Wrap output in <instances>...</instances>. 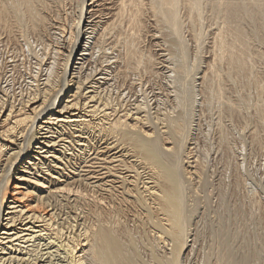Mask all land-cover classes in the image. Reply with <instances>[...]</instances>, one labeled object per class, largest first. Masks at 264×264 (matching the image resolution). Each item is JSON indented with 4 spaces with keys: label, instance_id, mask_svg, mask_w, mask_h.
Returning a JSON list of instances; mask_svg holds the SVG:
<instances>
[{
    "label": "bare ground",
    "instance_id": "1",
    "mask_svg": "<svg viewBox=\"0 0 264 264\" xmlns=\"http://www.w3.org/2000/svg\"><path fill=\"white\" fill-rule=\"evenodd\" d=\"M12 27L48 43L25 90L12 85L15 60L0 54V264H180L194 212L182 176L193 102L185 85L205 49L204 102L216 100L243 124L252 120L253 136L264 128V0H0V30ZM146 36L172 58L176 109L165 101L160 110L157 98L152 112L141 100H119L118 76L162 73L143 48ZM224 79L236 100L224 96ZM113 85L118 91L108 96ZM252 201L241 213L233 208L235 230L217 218L220 242L202 254L206 264L260 258L261 248L249 245L251 236L264 238L246 222L258 215Z\"/></svg>",
    "mask_w": 264,
    "mask_h": 264
},
{
    "label": "rangeland",
    "instance_id": "2",
    "mask_svg": "<svg viewBox=\"0 0 264 264\" xmlns=\"http://www.w3.org/2000/svg\"><path fill=\"white\" fill-rule=\"evenodd\" d=\"M13 28L14 27L10 28V30L12 29V31H9V29L8 30L7 29L6 30L5 29L0 30L1 31L0 32L1 33L0 41H2V38L5 40L4 42H0V54L2 51V54H1L2 57H1V55H0V57H1V59H4L5 61H7V60L14 61L15 60L14 63L16 66H14V67L12 66L11 69H13V70H11L10 72H12V76H11V79L13 80V81L11 80V82H13L12 85L14 86V88H16L15 90L18 91V90L23 89V88L26 89V87L29 84L27 81L30 82L32 77H34L35 74L38 72L37 70H39L38 68H40L38 65L41 64L40 62L42 60H44V58L42 57V40L45 41L43 43H46V42L48 43V41L44 40L43 38L41 40V35L40 36H37V35L34 36L35 34L33 35L32 32H30V36H29V32L23 28L20 29V28L16 27L17 30H16V28H14V30H13ZM23 30H25L24 31L25 34L22 32ZM21 33H23V34H21ZM26 33H27V35H26ZM19 34L21 36H19ZM22 36L25 37V41L23 38H21ZM35 37L37 40L35 39ZM148 38H149V36L142 38L143 48L146 47L145 50L150 49L148 52H150L153 55L154 60L160 62L159 64L156 65V67L158 68L157 69L158 72L159 73L162 72V73L157 74V77L153 76V79H152V77H149V76L146 77L145 75H147V74H143V73H141L142 74L140 76L141 78H139L138 77L139 75L137 76V74H133V75L130 74L126 79H124L123 76H118L119 78L118 77L115 78V81L119 82L121 84V86L123 84V86L121 88H119V91H118V90H116V89H118L117 86H114L115 85L114 84L112 86V88L109 89V91H107V95L110 96L113 92L115 93L116 91H118L119 93L118 92L117 93L119 94V96L123 95V96H121V99L119 98L121 103H123V101H122L123 99L126 101H127V99H129L130 101H127V103L135 105V104L141 103L140 102V100H141L142 102H145L147 107L151 104L150 105L151 106L150 112H152V110L156 109V107L153 108L154 107V104H152L153 100H154L153 98H157V101L156 100L155 101H156L158 107H160L159 109L162 110L161 108L164 107V105H162V104L165 101L167 102V103L165 102L166 105L170 104V107H171L172 103H173V105L175 106L174 103L178 102V99H177L175 94L179 95L178 92H180V91H179V87H176V84H179V83L177 81H176L177 83L172 82L173 77L171 74H173V73H171V72H172L173 68L170 69L172 66V63H171L172 58L170 57V55L166 51L164 52L163 50H159V47L157 46L158 44L155 43V41L157 42V40H152V39H150V38L148 39ZM22 49H24V50H22ZM152 51L155 52V54L152 53ZM204 51H205V49H203L201 51L202 53L200 54L199 58L197 57L198 59H197L196 64L194 66L195 69H193V73L191 72V74L193 75L192 78H194V79L193 80L191 79V81L189 83H187L188 85L187 84L185 85L187 90L191 89L190 91H192L191 93L189 91L188 94H190V96H192L193 102L191 103L192 108L190 105H189L190 107L188 108L190 110V114H191L190 115V118H191L190 124L191 125H190V129H189L188 141L186 143L187 145L184 149V153H182V160H183L182 161L183 162V169H182L183 175L182 176H183L184 182H187V184H189L188 186H187V184H185V186H186V188H185L186 193L185 194H186V196L187 195L190 196V197L187 196L186 200L188 201L187 203H189L191 208L194 209V212H192L193 214L191 215L189 224L187 226V229H188V231H187L188 249L182 255V257H181L182 261H180V264H204L206 262V258H205L206 252L207 251L208 252H214V246H216V245L218 246V243L220 242L219 241L220 237L216 236V232H217L216 227L219 226L218 222L221 221L220 220L222 218L221 216L223 215L225 217V219L227 221V225L230 226V227L227 226L229 229L232 228L231 230H235V228H237V227L239 228V226H241V222L238 220H236L237 222L233 221V216H232L233 214L232 213L234 212V209H236V207H237V210H238V208L241 209V207H242V209L246 208V204L248 206V200H249V203L253 202L252 201L253 197H254V201H256L255 203L257 205L256 207L254 206L255 207L254 211L255 212L257 211L256 214H258V215H255L254 214L255 212H253V209H252V212L255 215V218H254L253 214H252L253 216L249 215L250 217L247 218L246 222H248V220L250 219L249 224L251 222L250 226H252L253 230L257 231L256 232L257 236H258V233L260 231V233H259L260 235L263 233L260 237L261 238L264 237V225H262L264 223V220L262 221L263 223L260 221L262 218L264 219V128H262L263 126L260 127L261 130L257 128L258 133L253 136L251 129L253 130L255 128V125H254V122L252 120H248V122H244V124H243L242 120H240L236 116L234 117V114L229 115V113L226 112L225 109H223L222 104H220V106H219V103L216 100H214V101L209 100V103L204 102V100H203L204 96L201 93V86H200L201 84H200L199 78L201 77V74L203 73L202 70L203 71L205 70L206 63H208L210 61V57ZM157 53H159V54H157ZM166 53H167V55H169L167 57L169 59L165 58L167 56ZM4 55H6V56H4ZM187 55L189 56L187 58V64L190 66V64H193L192 62L195 59L194 53L192 52V49L188 52ZM176 57H178L177 59H180V55L176 56ZM164 59L166 61H164ZM169 60H170V62L168 63ZM161 62L166 63L169 66H167L166 64H162ZM10 67L11 66H9L7 69L9 70ZM35 68H37V69L34 70ZM168 68H169V70H168ZM108 77L110 78V76H108ZM120 78H121V80H120ZM122 80H123V82H122ZM133 80H134V82H133ZM224 80H223V82L226 83V85L223 83L225 85V87L226 86H227V88L230 87V89L226 90L228 92H225L224 96L230 97V100L233 101L235 99V94H236L235 89L232 85L230 86V84H231L230 81H228L227 79H224ZM14 81H15V83H14ZM137 81H139L140 83ZM263 81H264V79H263ZM127 85H129V87ZM130 87H132L133 89L132 88L130 89ZM159 87H160V90H159ZM113 88H114V90H112ZM25 89H23V90H25ZM120 89H122V91ZM230 92H231V94H230ZM163 93H165V94H163ZM105 94L106 93H103L100 95H102V97L104 98ZM167 94H168V97L166 98L165 96H167ZM113 95H111V96L113 97ZM128 95H130L131 97ZM144 96H146V97H144ZM131 106H133V105H131ZM174 106H172V109H176V106L175 107ZM167 107L170 109L169 105ZM126 108H127V106H126ZM251 111H252V109H251ZM202 114H203V116H201ZM227 115H228V117H227ZM243 125H245V127ZM223 126H224V128H223ZM253 126H254V128H253ZM246 127H247V129H246ZM146 129H148V127ZM221 129L222 130L224 129L223 130L224 135H225V132L227 131L226 132L227 136L225 135L226 137H224V136L220 137V130ZM225 129H226V131H225ZM42 155H44V153ZM185 175H186V177H185ZM206 175L208 178L206 177ZM209 177H211V179ZM31 179H33V178H31ZM239 179H240V182H239ZM13 182H16V180L14 181L13 179H10L9 186ZM205 183H206V186H205ZM221 185H224L225 187L224 186L222 187ZM205 187H207V188H205ZM210 188H213V189H210ZM221 188H223V193H224V191L227 192V193L226 192L224 193V197H225L224 201H223L224 197L222 199H220V191H221L220 189ZM207 193H209V195ZM245 194L247 196L249 195V196H253V197L248 196V198H249L248 199V198H246L247 196ZM203 195H205V196L203 197ZM237 195H239L238 197H240V195L246 196L245 198H246L247 202L244 200V202L242 203L241 201L243 200L244 197L242 196V199L241 198L237 199L236 198ZM203 198H205L206 201ZM216 199H217V201H216ZM238 200H239V202H238ZM236 201H237V204L239 203V206L235 203ZM190 202H193V203L191 204ZM234 204L237 206H235ZM243 204L245 205V207ZM220 205H222V206H220ZM239 212L241 213V211H239ZM219 217H221V218H219ZM251 217H253V218H251ZM259 217H261V218H259ZM251 219H253L252 220L253 222L251 221ZM258 219H259V221H258ZM133 221L134 220L128 219L126 222H127V224H130L129 226L131 227L132 225H135V224H133L134 223ZM86 222H87V225H90L89 224L90 220L87 219ZM216 222H217V224H216ZM231 222L232 223L235 222L237 225L236 224L233 225ZM249 224L247 223V225H249ZM232 225H233V227H232ZM209 229H211V230L213 229L214 232L212 231V234H211V230L209 231ZM252 229L250 232H251V234H254V231ZM261 230H263V231H261ZM212 235L215 237L213 238ZM243 238L245 239V236ZM251 238L252 239L249 240V245H252V246L254 245L253 247L256 248L257 250H260V248H261V250L262 249L263 250L262 251L260 250V252H261L260 258L257 261L252 260L250 264H259V263L264 264V238H262V241L255 239L254 236L253 237L251 236ZM261 238H259V239H261ZM212 239H214L213 244H212ZM215 243H216V245H215ZM260 244H262V245L260 246ZM209 248H210V250H208ZM202 254H205V255H202ZM209 259L211 260V262L214 261V257L212 255L209 256ZM210 260H209V263H210Z\"/></svg>",
    "mask_w": 264,
    "mask_h": 264
}]
</instances>
